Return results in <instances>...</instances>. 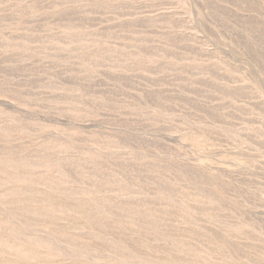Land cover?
Masks as SVG:
<instances>
[{
  "label": "rangeland",
  "instance_id": "374dc122",
  "mask_svg": "<svg viewBox=\"0 0 264 264\" xmlns=\"http://www.w3.org/2000/svg\"><path fill=\"white\" fill-rule=\"evenodd\" d=\"M0 264H264V0H0Z\"/></svg>",
  "mask_w": 264,
  "mask_h": 264
}]
</instances>
